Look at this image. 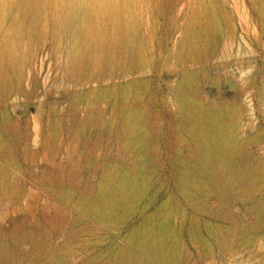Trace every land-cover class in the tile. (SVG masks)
Returning <instances> with one entry per match:
<instances>
[{"label":"rangeland","instance_id":"rangeland-1","mask_svg":"<svg viewBox=\"0 0 264 264\" xmlns=\"http://www.w3.org/2000/svg\"><path fill=\"white\" fill-rule=\"evenodd\" d=\"M0 264H264V0H0Z\"/></svg>","mask_w":264,"mask_h":264}]
</instances>
